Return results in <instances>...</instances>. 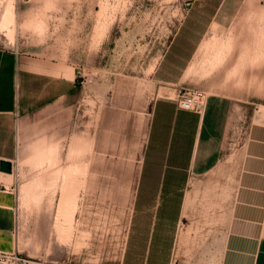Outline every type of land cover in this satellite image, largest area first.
Instances as JSON below:
<instances>
[{
  "label": "rangeland",
  "instance_id": "rangeland-1",
  "mask_svg": "<svg viewBox=\"0 0 264 264\" xmlns=\"http://www.w3.org/2000/svg\"><path fill=\"white\" fill-rule=\"evenodd\" d=\"M189 1L0 0V45L53 75H32L26 99L68 90L66 119L49 125L32 115L21 127L13 215L0 250L44 264L153 263L157 251L151 243L137 251L134 236L150 218L139 201L144 152L154 101L175 96L156 69ZM247 3L226 2L220 25L195 51L191 84H183L233 102L226 154L239 147L250 116L264 114V0L249 10ZM236 176L229 162L184 186V217L171 224L164 264H219Z\"/></svg>",
  "mask_w": 264,
  "mask_h": 264
},
{
  "label": "crops",
  "instance_id": "crops-1",
  "mask_svg": "<svg viewBox=\"0 0 264 264\" xmlns=\"http://www.w3.org/2000/svg\"><path fill=\"white\" fill-rule=\"evenodd\" d=\"M227 1L190 0L171 48L156 69L160 80L174 85L169 89L175 96L163 95L153 103L143 169L146 160L148 173L156 170L159 176L141 178L140 211L150 213L148 249L159 210L167 226L171 225L166 222L169 205L172 211L178 209L173 225L178 228L184 217L186 189L183 188L180 199L178 192L174 193L175 187L179 191L181 186H189L190 180L196 177L219 167L229 168V162L237 164L235 191L219 264H264V114L250 116L239 147L226 154L229 134L235 128L237 118L232 113L231 99L208 96L199 116L180 109L175 100L184 88L183 84H191L192 74L184 78V73L208 29L214 23L220 25L219 15ZM177 58H185L186 64L180 66L176 63ZM33 62L21 57L17 50L0 45V159H10L14 166L12 173L0 171V187L6 188H0V233L10 224L13 215L16 161L22 154L18 138L24 135L21 134L22 125L31 121L32 115L51 125L66 119L68 114L67 88L64 90L63 87L59 94L55 93L44 101L26 99V91L34 87L30 82L32 75L53 76L36 70ZM54 76L63 78L62 74ZM166 172L167 175L184 172L186 178L165 176Z\"/></svg>",
  "mask_w": 264,
  "mask_h": 264
},
{
  "label": "trees",
  "instance_id": "trees-1",
  "mask_svg": "<svg viewBox=\"0 0 264 264\" xmlns=\"http://www.w3.org/2000/svg\"><path fill=\"white\" fill-rule=\"evenodd\" d=\"M176 63L179 64L180 66H183L185 64V62H181L178 58H177ZM186 111H189V110H186ZM189 112H192V111H189ZM193 113L195 115L199 116L198 113H196V112H193ZM146 162L147 161L145 160V165H144L145 167L143 169L142 178H145V177H155L156 178V177H158L159 172L156 170H152L151 173H148V171L146 169ZM165 176H169V177L172 176V178L179 177L180 179L186 178V174L184 172H178V173H175L174 175L173 174L167 175V172H166ZM143 180H145V179H143ZM183 188H184V186H181L180 190L177 191L176 187H175L174 193L178 192V196L180 199H182ZM174 207H175V204H174ZM168 210L169 211L166 213H167V216L169 218H166V222H170V224H175V221L178 217V209L172 211L171 205H169ZM163 220H165V219L162 218V215L160 214V210H159V212L157 214L156 223L154 225L152 238H151V251H152V249H153V251H155V250L157 251V254L155 256L153 255L156 259L153 260L152 264H164V262H167L166 261V255L168 252L167 248H169V246L171 245V241L173 238L174 226L169 225L167 227V225H165V221H163ZM171 222H173V223H171ZM138 226H139L138 234L136 232L134 236L136 238L139 236L137 238V242H136L135 246L137 248L136 250L140 251L142 249V247H144V246L147 248V240L149 237L150 223L146 226V228H144L141 225H138ZM138 247L140 249H138ZM127 264H128V261H127Z\"/></svg>",
  "mask_w": 264,
  "mask_h": 264
},
{
  "label": "built area",
  "instance_id": "built-area-1",
  "mask_svg": "<svg viewBox=\"0 0 264 264\" xmlns=\"http://www.w3.org/2000/svg\"><path fill=\"white\" fill-rule=\"evenodd\" d=\"M208 95L199 88H184L176 99L177 106L180 109L189 110L202 114ZM0 264H44L20 256L15 251L0 250Z\"/></svg>",
  "mask_w": 264,
  "mask_h": 264
},
{
  "label": "bare ground",
  "instance_id": "bare-ground-1",
  "mask_svg": "<svg viewBox=\"0 0 264 264\" xmlns=\"http://www.w3.org/2000/svg\"><path fill=\"white\" fill-rule=\"evenodd\" d=\"M255 1L256 0H248V3H247V8L249 7V8H255L253 5L255 4ZM257 3V2H256ZM256 6H257V4H256ZM260 6V5H259ZM249 8H248V10H249ZM261 8V7H260ZM262 9V8H261ZM247 10V11H248ZM258 12H259V10H258ZM249 13V12H248ZM264 13V12H263ZM260 14L262 15V13H261V11H260ZM249 15V14H248ZM264 16V15H263ZM262 17V16H261ZM6 18H7V20H10V18H11V15H10V13H7V15H6ZM261 21V20H260ZM262 21H264V18H263V20ZM263 23V22H262ZM262 26V25H261ZM264 27V26H263ZM258 28V27H257ZM260 28V27H259ZM258 31H259V29H257ZM260 33V32H259ZM264 33V32H263ZM257 34V33H256ZM259 35V34H258ZM262 38H264V36L262 37ZM258 41V40H257ZM260 41H262V40H260ZM259 43V42H258ZM207 44V42L206 41H204L202 44H201V46H200V48L199 49H202L205 45ZM261 44V43H260ZM259 44V45H260ZM157 64V63H156ZM192 68H193V65L191 66V65H189L188 67H187V69H186V71H185V75H184V78H186V77H188V76H190V74H191V70H192ZM70 188V187H69ZM69 194V193H68ZM63 196H67V194L66 195H63ZM62 196V197H63ZM70 198V197H69ZM62 199V198H61ZM64 199H66V198H64ZM71 199V198H70ZM65 201H69L68 199L67 200H65ZM62 202H63V200H62ZM72 203V202H71ZM60 204V203H59ZM69 205V204H68ZM70 205H72V204H70ZM62 206V205H61ZM61 206H60V208H61ZM66 206V205H65ZM64 206V207H65ZM62 210V209H61ZM63 210H65V208L63 209ZM68 211V210H67ZM61 212V211H60ZM62 212H66V210L65 211H62ZM69 212V211H68ZM63 214V216H65V215H67V214H64V213H62ZM66 217V216H65ZM64 217V218H65ZM68 218V217H67ZM67 218H65V219H67ZM70 218V217H69ZM68 220V223H70V221H71V218L70 219H67ZM60 224H62V223H60Z\"/></svg>",
  "mask_w": 264,
  "mask_h": 264
},
{
  "label": "water",
  "instance_id": "water-1",
  "mask_svg": "<svg viewBox=\"0 0 264 264\" xmlns=\"http://www.w3.org/2000/svg\"><path fill=\"white\" fill-rule=\"evenodd\" d=\"M13 162L10 159L2 158L0 159V171L6 172V173H12L13 172Z\"/></svg>",
  "mask_w": 264,
  "mask_h": 264
}]
</instances>
